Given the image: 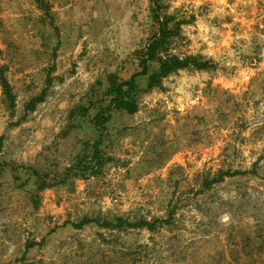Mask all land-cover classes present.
Wrapping results in <instances>:
<instances>
[{
  "label": "rangeland",
  "instance_id": "374dc122",
  "mask_svg": "<svg viewBox=\"0 0 264 264\" xmlns=\"http://www.w3.org/2000/svg\"><path fill=\"white\" fill-rule=\"evenodd\" d=\"M45 1L56 28L36 0H0L16 97L13 111L0 82V165L21 177L0 178V264H264V0H159L177 28L169 53L214 67L173 73L137 113L114 114L101 172L35 189V207V168L54 177L93 143L78 106L108 74L139 71L134 53L158 30L150 0ZM119 216L162 222L75 227Z\"/></svg>",
  "mask_w": 264,
  "mask_h": 264
},
{
  "label": "trees",
  "instance_id": "16d2710c",
  "mask_svg": "<svg viewBox=\"0 0 264 264\" xmlns=\"http://www.w3.org/2000/svg\"><path fill=\"white\" fill-rule=\"evenodd\" d=\"M40 8L44 10L45 17L50 21V25L56 28L51 13V5L45 0H36ZM154 4L152 7L153 20L158 24L157 33H155L145 44L140 45L135 53V62L139 66L140 70L134 72L130 77L124 78L118 73H110L107 75L105 82L100 86H96L92 89L88 100L84 105L78 106L76 115L79 117V122L89 125L95 131L93 143L84 146L78 154L74 157V164L66 168L63 173H56V176H52L49 171L41 173L34 171L37 176L33 186L29 189V194L35 207L39 202L37 196H33L35 189L43 190L49 186H55L67 182L72 177H82L90 179L95 174H98L103 169L109 158L106 157L104 142L107 137L108 131L114 120V114L127 113L133 115L139 110V98L142 93L150 92L154 88L161 86L162 80L173 73H176L183 69H197V70H210L214 67L211 61L202 59L200 56L188 55L186 57H180L179 55H172L169 53V42L171 37L177 34V28H171L169 26V17L164 15L161 17L162 4L159 0H150ZM179 27V25H177ZM0 82L3 88L4 95L8 107L14 111L15 109V94L12 86L9 83L5 68L0 66ZM45 93L34 97L26 105L28 111H34L36 106L44 100ZM78 124V123H77ZM111 160V159H109ZM5 166L8 167V171L13 178H19L20 166H11L9 163L0 165V178L6 172ZM33 173V172H32ZM223 178V177H221ZM218 178L212 179L210 182L206 181L207 186L212 183L218 182ZM27 182L21 183V186L27 187ZM34 188V189H32ZM162 221L158 218L147 220L145 218H139L132 222L127 217H116L114 220L107 218L101 219H82L75 227L81 229L92 223H97L101 227L108 229L127 230L129 228H146L150 231L156 230L158 224ZM41 245V243L31 242L28 247H34Z\"/></svg>",
  "mask_w": 264,
  "mask_h": 264
}]
</instances>
